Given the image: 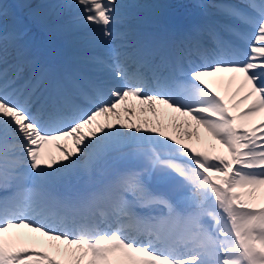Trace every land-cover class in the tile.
<instances>
[{"label":"snow or ice","instance_id":"6c2138e0","mask_svg":"<svg viewBox=\"0 0 264 264\" xmlns=\"http://www.w3.org/2000/svg\"><path fill=\"white\" fill-rule=\"evenodd\" d=\"M17 6L0 0V264H264V0H196L187 24L137 0ZM32 26L102 54L42 55Z\"/></svg>","mask_w":264,"mask_h":264},{"label":"bare ground","instance_id":"6f19581e","mask_svg":"<svg viewBox=\"0 0 264 264\" xmlns=\"http://www.w3.org/2000/svg\"><path fill=\"white\" fill-rule=\"evenodd\" d=\"M36 1H39V0H27L28 3H33V2H36ZM39 11H40V10H39ZM71 39L74 40L77 44H81V43L85 42V41L80 40V39H78V38H71ZM85 49L88 50L89 47L86 46ZM169 131H171V129H169ZM200 131H201V134L204 135V131H203L202 129H200ZM192 142H193V143L196 142V141H195V138H193Z\"/></svg>","mask_w":264,"mask_h":264}]
</instances>
